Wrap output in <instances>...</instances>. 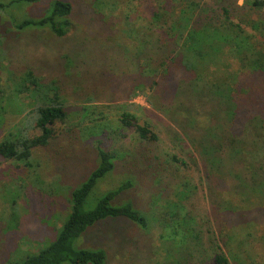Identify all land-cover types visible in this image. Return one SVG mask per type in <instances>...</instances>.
<instances>
[{
  "label": "rangeland",
  "instance_id": "obj_1",
  "mask_svg": "<svg viewBox=\"0 0 264 264\" xmlns=\"http://www.w3.org/2000/svg\"><path fill=\"white\" fill-rule=\"evenodd\" d=\"M12 1L16 0H0V4L7 5ZM51 1L15 2L0 9L2 87L8 73L1 68L11 72L30 69L40 77L41 83L56 87L58 97L51 87L46 102L60 101L67 114L63 121L57 120L52 124L53 135L49 143L32 150V167L0 158V264L20 263L29 254L54 241L69 213L72 192L87 179L96 165L95 146L100 143L102 148L111 150L118 158L114 169L93 187L88 196V206H93L107 191L130 180L131 186L116 195L111 204H132L144 215L147 225L142 229L124 217L106 218L87 228L74 241L75 247L104 251L105 264H170L158 240L163 223L160 221L164 218L157 205L165 203V198L172 194L173 199L175 194L184 195L185 190L175 187L187 182L193 190L184 200V206L202 228L205 247L212 246L209 237L212 235L207 228L215 235L219 227L239 231L240 223L249 218L253 221L249 231L255 236L248 245H240L239 252L249 255L248 262L255 260V264H264V243H256L264 236V207H247L233 191L235 178L230 181L216 175L208 179L204 177V166L196 147L204 132L193 129L187 122L177 123L171 119L167 114L172 99L169 93L143 85L134 90L136 81L131 79L134 73L130 66L136 59L131 53H134L136 43L137 56L142 45L138 41L133 44L124 33L120 35L119 22L122 19L115 12H99L95 0H68L72 5V27L63 38L52 36L45 29L20 32L11 27V20L41 17ZM199 1L216 15H221L223 7L227 8L230 19L248 34L252 48L245 54L249 56L240 55V58L230 45H223L222 58L227 64H218L216 70L224 69L236 74V86L244 91L245 87H252L264 102V73L252 72L248 67L249 57L261 55L264 58V0H259L261 6L253 5L255 0ZM158 3L162 4L163 0H142L138 12L149 16L150 7ZM148 20L142 31L151 36L149 40L157 39L158 30L150 26ZM142 40L144 42L145 37ZM155 44L157 42L151 47L148 43L150 48L146 50L155 61H159L161 55L154 49ZM123 47L131 53H124ZM168 51L164 45L163 54ZM66 55L72 59L70 68L65 66ZM180 74L179 70L177 76ZM12 94L0 102V139L10 126L25 118L34 125L38 113L32 99H40L41 95H30L29 98L26 92ZM184 102L187 105V100ZM82 107L88 109L85 117H82ZM123 111L135 114L137 124L147 125L157 139H143L135 127L121 126L118 119ZM199 121L200 128L206 127V119ZM244 124L238 120L231 124L230 130L239 133ZM98 125L109 128L100 136L102 129ZM30 133L39 134L40 130L34 128ZM218 135L223 136L220 131ZM232 167L231 164L221 165L217 171ZM230 203L234 205L232 209L237 205L242 209L229 216L217 207ZM154 210L160 214H153ZM257 210L262 213H257ZM243 237L239 233L233 241L234 246ZM219 246L223 250V245ZM192 264H211V260ZM230 264L238 263L230 261Z\"/></svg>",
  "mask_w": 264,
  "mask_h": 264
},
{
  "label": "trees",
  "instance_id": "obj_2",
  "mask_svg": "<svg viewBox=\"0 0 264 264\" xmlns=\"http://www.w3.org/2000/svg\"><path fill=\"white\" fill-rule=\"evenodd\" d=\"M35 1L37 0H16L9 4ZM95 2L99 12L106 13V10L109 14L115 12V15L122 19L121 23L119 22L121 30L118 25L121 36L124 33L129 39L131 38L133 44L138 41L142 45L137 56L136 43L134 53L123 47L124 53H131L136 59L130 66V71L134 73L131 79L136 81L133 84L134 90L143 85V87L150 86L155 90L166 91L172 98L167 110L171 119L177 123L187 122L193 129L204 132L199 145L196 146L197 152L207 165L206 167L199 157L204 166V177L208 179L216 175L219 179L229 178L230 181L235 178L233 191L242 202L251 208L264 207V102L252 87H245L246 91H244L245 89L236 86L238 81L236 74L226 72L224 69L219 72L216 70V66H222V63L227 64V61L222 58L223 45H230L239 57L241 55L246 58L249 56L245 54L246 51L250 52L252 48L248 34L239 24L230 19L228 9L223 7L221 15H216L210 8L203 7L199 0H163L162 4L158 3L157 6L150 7L149 16H143L138 12L142 0H95ZM134 2L136 4H133ZM261 4V1L255 0L253 5L261 6ZM7 5L0 4V9ZM49 5L41 17L21 21L11 20V27L20 32L45 29L52 36L65 37L72 27L70 19L72 5L68 0H53ZM147 19L150 26L157 28V39L149 40L151 36L142 31V26ZM142 37H145L144 42ZM148 40L151 47L157 42L154 49H157L161 55L159 61H155L151 55H148L146 49L150 47L148 43L147 46L144 45ZM164 45L166 49H169L165 55L163 54ZM64 57L66 68H70L73 65L72 59L68 55ZM249 58L250 71L264 73V58L261 55ZM1 70L8 74L3 80V87L0 82V102L7 95H13L12 93L22 95L26 92L29 98L30 95H41L40 99H32V104L38 110L34 125L25 118L10 126L0 139L1 159L32 167L30 160L32 150L49 143L53 135L52 124L57 120L63 121L67 115L66 110L58 100L46 102L47 94L52 90L51 87L56 93L55 97H58L57 89L52 85L41 83L40 77L36 76L32 70L19 72H11L7 68H1ZM179 70L181 74L177 76ZM7 88L10 90L7 91ZM40 100L43 103L39 102ZM184 100H187V105ZM1 110L4 112V108ZM81 110L82 117H85L87 107H82ZM201 118L206 119L207 125L204 128L199 126ZM238 120L245 124L239 133L235 134L230 127ZM118 122L124 127H135L136 132L143 139H157L147 125L137 124L133 113L123 111ZM32 126L39 128L40 133L31 134V130L34 129L31 128ZM98 126L102 129L100 136L109 128V126ZM219 131L223 136L218 135ZM90 134L95 137L91 130ZM186 135H189L188 132ZM101 144L95 146V167L69 198V213L54 241L15 264H105L104 251L75 247L74 241L87 228L97 225L99 221L106 218L122 217L142 229L146 228L147 222L144 215L132 204H111L116 195L124 188L131 186L130 180H126L116 189L107 191L96 200L93 206H88V196L93 187L114 169L118 158L111 150L102 148ZM222 153L225 155L223 156ZM229 164L233 166L231 169L217 171L220 170L221 165L225 167ZM175 188L185 190L184 195L175 194L173 199L172 194L171 197L165 198V203L161 202L157 205L164 218L160 221L163 223L158 240L162 245L166 261L169 260L170 264H192L210 259L211 264H230V261L238 264H255L253 262L255 260L248 262L249 255L241 254L239 252L241 248H238L240 245H248L254 238L255 234L249 231L253 221L245 218L239 225V231L219 227L217 235L207 228V232L212 235L209 236L212 239V246L206 248L203 244L202 228L197 225L193 215L184 206V200L192 194L193 189L187 182ZM233 206L230 203L217 207L231 216L235 210L242 209L239 205L232 209ZM156 212L159 213L154 210L153 214ZM257 213L262 212L257 210ZM239 233H242L244 237L234 246L233 241ZM260 242L264 243V236L260 241H256L259 244ZM218 243L223 245V250Z\"/></svg>",
  "mask_w": 264,
  "mask_h": 264
}]
</instances>
